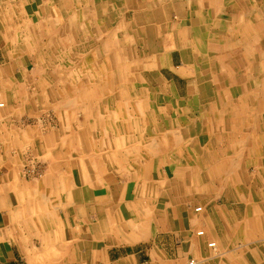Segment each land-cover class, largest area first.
I'll return each instance as SVG.
<instances>
[{
	"label": "crops",
	"instance_id": "1",
	"mask_svg": "<svg viewBox=\"0 0 264 264\" xmlns=\"http://www.w3.org/2000/svg\"><path fill=\"white\" fill-rule=\"evenodd\" d=\"M0 104V264H264V0H0Z\"/></svg>",
	"mask_w": 264,
	"mask_h": 264
},
{
	"label": "built area",
	"instance_id": "2",
	"mask_svg": "<svg viewBox=\"0 0 264 264\" xmlns=\"http://www.w3.org/2000/svg\"><path fill=\"white\" fill-rule=\"evenodd\" d=\"M0 105H2V104H0ZM196 210H200V208H197ZM198 234L203 235V231L198 232ZM215 246H216L215 242L209 243V247H213L214 248ZM193 263H194V261H191V264H193Z\"/></svg>",
	"mask_w": 264,
	"mask_h": 264
},
{
	"label": "bare ground",
	"instance_id": "3",
	"mask_svg": "<svg viewBox=\"0 0 264 264\" xmlns=\"http://www.w3.org/2000/svg\"><path fill=\"white\" fill-rule=\"evenodd\" d=\"M116 1H117V0H116ZM149 5H150V3H149ZM152 7H153V6H152ZM151 10H152V9H151ZM142 13H143V12H142ZM145 15H146V13H145ZM145 15H144V16H145ZM144 20L146 21V19H144ZM122 27H123V26H122ZM168 43H169V42H168ZM168 43H167V44H168ZM169 45H170V43H169ZM166 46H167V45H166ZM73 68H74V67H73ZM76 69H77V68H76ZM135 71H136V70H135ZM36 74H37V73H36ZM75 74H76V73H75ZM74 100H75V98H74ZM67 101H68V99H67ZM69 103H70V102H69ZM0 106H1V105H0ZM127 111H128V110H127ZM127 111H126V112H127ZM22 121H23V120H22ZM27 146H28V145H27ZM33 189H34V188H33ZM35 193H36V192H35ZM33 199H34V198H33ZM37 203H38V202H37ZM33 204H34V203H33ZM50 206H51V205H50ZM46 211H47V210H46ZM22 214H23V213H22ZM25 216H26V215H25ZM23 218H24V217H23ZM52 255H53V254H52ZM193 261H194V260H193ZM190 263H191V262H190Z\"/></svg>",
	"mask_w": 264,
	"mask_h": 264
},
{
	"label": "rangeland",
	"instance_id": "4",
	"mask_svg": "<svg viewBox=\"0 0 264 264\" xmlns=\"http://www.w3.org/2000/svg\"><path fill=\"white\" fill-rule=\"evenodd\" d=\"M128 66V65H127ZM129 67L131 68L132 66L131 65H129Z\"/></svg>",
	"mask_w": 264,
	"mask_h": 264
}]
</instances>
